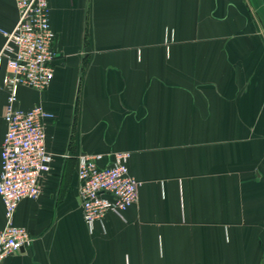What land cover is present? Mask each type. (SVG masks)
I'll return each mask as SVG.
<instances>
[{"label":"crops","instance_id":"obj_1","mask_svg":"<svg viewBox=\"0 0 264 264\" xmlns=\"http://www.w3.org/2000/svg\"><path fill=\"white\" fill-rule=\"evenodd\" d=\"M48 3L54 80L21 88L17 107L54 115L52 171L14 215L33 245L3 264H264V0ZM17 20L0 0V50ZM122 151L138 200L90 230L78 157Z\"/></svg>","mask_w":264,"mask_h":264},{"label":"built area","instance_id":"obj_2","mask_svg":"<svg viewBox=\"0 0 264 264\" xmlns=\"http://www.w3.org/2000/svg\"><path fill=\"white\" fill-rule=\"evenodd\" d=\"M18 20L11 30H3L0 50L1 84L7 92L4 111L6 132L2 142L0 197L6 225L0 229V264L31 247L34 237L14 222L19 203L41 196V180L52 171L53 156L47 148L46 121L53 114L36 105L29 110L17 107L19 90L48 89L54 80L58 56L56 35L50 23L48 0H15ZM130 152H116L104 163L101 153L78 157V193L83 217L90 228L108 213L124 218L136 204L140 182L129 168Z\"/></svg>","mask_w":264,"mask_h":264}]
</instances>
